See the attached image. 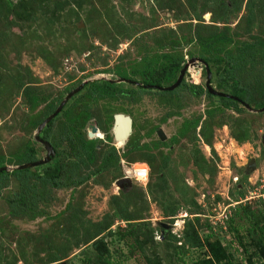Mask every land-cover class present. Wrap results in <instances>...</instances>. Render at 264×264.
I'll return each mask as SVG.
<instances>
[{
    "label": "rangeland",
    "instance_id": "374dc122",
    "mask_svg": "<svg viewBox=\"0 0 264 264\" xmlns=\"http://www.w3.org/2000/svg\"><path fill=\"white\" fill-rule=\"evenodd\" d=\"M17 1L3 2L0 59L7 72L15 75L19 70L27 77L24 80L34 81L51 101L58 96L64 99L83 82L96 80H113L120 87L135 90L136 84L121 82L123 77L118 71H128L131 78L140 81V75L134 72L145 63V56L153 52L176 50L185 55L186 63L194 58L198 61L201 58L197 34L225 33L236 40L249 38L246 9L237 17L224 15L216 19L220 9L214 0L195 1L196 9L188 0H50L45 8L36 5V12L25 21L17 19ZM9 2L13 6L8 7ZM212 10L217 12L214 16ZM221 20L226 22H218ZM263 26L262 20L252 33L261 34ZM197 61L190 62V73L177 87L170 104H163L160 93L154 89L130 99L90 101L80 93L68 100L67 109L71 112L90 108L92 117L86 125L87 132L96 126L99 129L96 137H104L109 112L112 116L121 112L132 117L133 130L126 143L115 138L112 122L106 133L113 139L103 138L108 142L103 143L115 146L119 153L127 150L129 139L139 138L141 144L156 140L161 128L167 135L164 141H169L185 120L199 116L201 119L196 130L190 129L171 148H161L170 155L165 165L161 159L157 160L155 169L160 165L162 170L156 169L152 177L151 165L133 153L123 155L125 164L119 161L117 167L106 168L101 174L96 172L100 161L87 165L77 160L71 162L60 179L63 187L45 190L39 199L34 198L38 199L35 206L43 210L41 215L33 217L32 211L14 200L21 182L11 175L0 198V264H86L87 258H96L92 243L86 241L99 226L105 227L112 220V227L102 234L110 248L111 264H147L155 260L156 254L162 264H188L200 259L205 250L187 245V251L181 253L176 247L180 239L176 235L182 234L187 216H194L189 212H200L202 225L198 227L204 238L210 233L207 222L225 219L229 210L233 213L239 205L245 206L247 214L235 218L234 225H240L239 234L248 237L246 228L254 222L250 210L259 213V209H264V107L244 106L241 111L225 107L220 112L217 109L224 102L218 95L192 94L191 73L202 72L195 79L197 84L204 85L207 77L205 64ZM29 74L32 79H28ZM212 79V86L217 89L213 73ZM7 85L0 89V155L7 170L12 171L18 167L15 164L18 150L28 141L36 144L39 159L47 153L35 139L37 128L24 120L29 109L22 88H17L10 79ZM46 104L40 105L34 114H41ZM63 117L62 112L60 118ZM58 123L59 119L51 131L55 136ZM241 126L249 127L251 140L240 142L232 135L233 128ZM135 158L139 159L133 161ZM195 161L205 166L206 171H201ZM133 162L148 163L149 179L133 181L132 186L120 189L115 182ZM160 174L164 175L163 180L158 178ZM116 195L118 202L113 199ZM196 204L201 205V210ZM172 207L177 209L175 216L165 213V208ZM126 218H133L134 228L142 227L137 231L138 240L122 236L128 224ZM151 228L156 230L154 241L142 244L143 232L149 233ZM218 233L226 244L232 242L229 249L235 260L246 263L236 234Z\"/></svg>",
    "mask_w": 264,
    "mask_h": 264
},
{
    "label": "trees",
    "instance_id": "16d2710c",
    "mask_svg": "<svg viewBox=\"0 0 264 264\" xmlns=\"http://www.w3.org/2000/svg\"><path fill=\"white\" fill-rule=\"evenodd\" d=\"M49 1L50 0H18L17 3L19 7H17L16 9L18 10L15 11L17 19H24V21L30 20V17L36 12V5L45 8L46 5H49ZM188 1L190 6L196 9L194 2L197 0ZM3 2L4 0H0V16L3 12ZM214 4L220 9L219 14H217V16L215 15L216 19H222L224 15H227V17L228 15L229 17L230 15L237 17L245 8L247 11V20L249 22V38L245 40H241L240 37L236 40L225 33L224 35H196L199 57L202 59L203 63L209 66L211 74L213 73L216 75L217 89H221V91L237 97L236 99L218 96L223 100L224 105L217 110L223 112L225 107H230L231 109L241 111L245 109L244 106H246V104L258 108L264 107V31L261 32V34L252 33L253 29L258 27L262 20L264 21V0H247V2H245V0H214ZM7 5L8 7L13 6V2H9ZM168 8H171V4ZM211 9L214 10V8ZM214 13L217 12L213 11V16ZM218 22H226V20ZM230 31L231 29L228 32ZM46 59L49 61L48 56H46ZM144 60L145 63L134 72V74L140 75V81L131 78V74L128 71H118L119 75L125 79L121 81H129L136 84L135 90L120 87L113 80H96L86 82L84 87L75 93L71 99L80 93H83V98H87L90 101L110 100L114 97L130 99L135 94L154 89L160 93V99L163 104L172 103L177 87L185 82V76L189 72V67L186 69L182 82L173 90H162L156 86L166 87L177 80L182 68L186 64L185 55L176 50L173 52H153L145 56ZM197 71L201 72L200 70H196L195 73H191L194 83L189 84L190 92L196 96H202L204 94L212 95L206 87V82L204 85L197 84L195 79L202 75V72L198 75ZM205 73L207 76L206 66ZM29 75L28 79H32L30 78L32 74ZM9 79L17 85V88L19 87L23 90L25 97L24 103L29 109V113L26 114L24 120L28 119L27 121L31 122L33 128H38L45 118L49 116V112L55 111L63 99L62 96H58L51 101L47 93L38 88L34 81L24 80L27 79V77L21 74L19 70L16 71L15 75L7 72L5 64L0 59V89L8 86L7 83ZM212 82L213 79L211 80V83ZM149 85H151V87ZM69 101L64 104L60 112L42 129L43 135L40 137L47 141L49 137L51 138L49 142L55 150V155L52 159L46 164L44 163L45 165L39 164L26 168H16L12 171H0V198L6 186L5 181L10 178L11 175H14L21 182V188H19V192L15 194L14 200L30 212L32 211L33 217L43 214V210H38L37 206H35L40 197L39 195H44L45 193L43 191L45 190L63 187L64 184L60 179L62 173L67 171L71 162L77 160L87 165L100 161V166L96 172L101 174L106 168L117 167L121 156L123 157V155H125L128 157L133 153L134 155H138L142 161H147L151 165L152 177L156 169H158L157 172H161L162 170L160 165L155 169L157 160L161 159L162 164L165 165L170 155L169 153L165 154L161 148H163V146L171 148V146L177 143L180 138L184 137L190 129L196 130L201 119V116H199L194 120H185L183 126L169 139V141H162L158 138L141 144L139 138L129 139L126 144L127 150H125L124 153H119L115 146L103 143V141L107 142L106 139H113L112 135L106 133L107 130L111 128L110 124L113 120L112 114L110 112L108 113L107 121L109 126L105 128V134L102 132L104 137L107 138L105 140L103 139L104 137L95 136L91 138L88 136L86 126L92 117L90 108L86 106L79 112L74 113L67 109ZM45 102H47V104L44 110H41V114H34L38 107ZM62 112L65 114V118H60ZM58 119V135L55 136L51 134V131ZM155 128L156 127L152 129V132L155 131ZM201 134L203 136L206 135L202 128ZM232 135L240 142L252 139L248 126H241L240 128L234 127ZM256 136L258 137L257 134ZM197 152L201 155L202 162L206 164L204 156L199 150H197ZM17 158L16 165L39 160L36 144L31 140L28 141L23 148L18 150ZM137 159L135 158L133 161ZM195 163L199 166L201 171H206V167L199 161H195ZM5 165V161L0 155V167ZM37 170L40 171L37 172ZM158 178L163 180L164 175L160 174ZM74 183L75 181L72 182V184ZM37 196L38 199L34 200ZM118 197L119 195H116L113 199L118 202V199H116ZM197 208L201 210V205H197ZM244 209H246L244 205L235 207L233 213L231 210V213L227 215L223 223L218 221L213 223L211 220L207 222L210 233L204 238L201 236L198 227L202 225L201 216L198 215L200 212L196 210L190 211L189 214H193L194 216H187L182 234L176 235L178 238L180 237V239H177L179 245L176 243V247L181 253L187 251V245L202 247L205 248V250L200 259L191 261L188 264H264V209H259V213H255L254 209L250 210L254 222L252 226L246 228L247 238L239 234L241 229L240 225H234L235 218L240 219L244 217V214H247ZM165 213L169 216H175L177 214V209H175V207L165 208ZM132 219L133 218H126L128 224H126L125 232L122 233V236H133V238L135 237L138 240L140 234H138L137 231L142 230V227L134 228L131 222ZM113 224L114 221L112 220L106 224L105 227L99 226L100 228L88 238L86 244L92 243L96 252V258L95 260L87 258L86 264H111V260L109 259L110 248L102 234L105 230L110 229ZM151 229L149 233L148 231L145 233L143 232L145 238L141 240L142 244L145 243L146 240L151 242L154 241L156 230L154 228ZM223 231L236 234L238 242L241 247H243V252L246 254V263L235 260L234 253L230 252L229 249L232 242L226 244L223 238L218 235V232ZM155 256L157 258L155 257V260H151V262L148 261L147 264H162L158 254Z\"/></svg>",
    "mask_w": 264,
    "mask_h": 264
},
{
    "label": "water",
    "instance_id": "95a60500",
    "mask_svg": "<svg viewBox=\"0 0 264 264\" xmlns=\"http://www.w3.org/2000/svg\"><path fill=\"white\" fill-rule=\"evenodd\" d=\"M196 59H191L190 61H188L185 66L182 68L181 72H180V75L178 76L177 80L169 85V86H166V87H159V86H156L157 88L159 89H162V90H173L174 88H176L177 86H179V84L182 82L183 80V77L185 75V72H186V69L190 66V64H194L196 63ZM191 62V63H190ZM197 62H203L202 59H199ZM205 66H206V70H207V78H206V87L208 89V91L211 93V94H215V95H218V96H225V97H230V98H236V96H233V95H230L226 92H223V91H220V90H217L215 89L213 86H212V83H211V77H212V74H211V70L209 68V66L204 63ZM122 80H125V79H122ZM127 80V79H126ZM151 87V85H149ZM84 87V82L78 86L77 88L71 90L67 96L60 102L59 106L57 107V109L51 113L47 118H45V120L38 126L37 128V134L35 136V139L37 141H40L45 149H46V156L45 158L43 159H39V160H36L34 162H27V163H23L21 165H18L17 168H26V167H29V166H36V165H39V164H44V163H47L49 162L52 157L55 155V150L53 148V146L51 145V143L45 139H42L39 135V133L42 131V129L45 127V125L57 114L60 112V110L62 109V107L64 106V104L68 101V99H70L75 93H77L78 91H80L82 88ZM247 107H249L248 104H246ZM120 119L124 120L125 122H121ZM123 124V125H122ZM99 129L94 126L91 128V131L89 132V136L92 138V137H95V133L98 131ZM113 130H114V136L117 140H121L123 143H126L127 139L129 138L130 134L132 133V130H133V119L130 115H127L125 113H116L115 114V122H114V126H113ZM157 133L159 135V138L164 141L166 140L167 138V135L165 134V132L163 131V129L159 128L157 130ZM7 166H1L0 167V171H3V170H7ZM116 185L120 188V189H124V188H127V187H130L133 185V180L130 179V178H127V177H120L116 180Z\"/></svg>",
    "mask_w": 264,
    "mask_h": 264
},
{
    "label": "built area",
    "instance_id": "2783aa9c",
    "mask_svg": "<svg viewBox=\"0 0 264 264\" xmlns=\"http://www.w3.org/2000/svg\"><path fill=\"white\" fill-rule=\"evenodd\" d=\"M122 164H125V159L121 156L120 159ZM150 175V167L148 163L146 162H133L130 163L129 166L126 167V169L123 171V174L121 177H127L132 179L133 181H147L149 179ZM229 213L231 211L229 210ZM227 217V215H226ZM213 223L218 222H224V219L222 220H212Z\"/></svg>",
    "mask_w": 264,
    "mask_h": 264
},
{
    "label": "flooded vegetation",
    "instance_id": "af4514ba",
    "mask_svg": "<svg viewBox=\"0 0 264 264\" xmlns=\"http://www.w3.org/2000/svg\"><path fill=\"white\" fill-rule=\"evenodd\" d=\"M121 82H127V81H121ZM129 82V81H128ZM117 113H121V112H117ZM116 114V113H115ZM115 114H113V121H112V125L114 124L115 122ZM43 131V130H42ZM41 131V132H42ZM88 134H89V131H88ZM42 138V137H41ZM41 143V142H40ZM43 145V144H42Z\"/></svg>",
    "mask_w": 264,
    "mask_h": 264
},
{
    "label": "bare ground",
    "instance_id": "6f19581e",
    "mask_svg": "<svg viewBox=\"0 0 264 264\" xmlns=\"http://www.w3.org/2000/svg\"><path fill=\"white\" fill-rule=\"evenodd\" d=\"M123 122H125V121H123Z\"/></svg>",
    "mask_w": 264,
    "mask_h": 264
}]
</instances>
